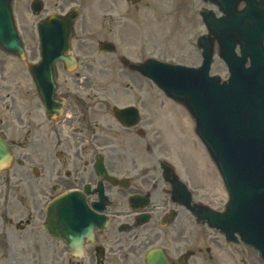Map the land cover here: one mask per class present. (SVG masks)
Here are the masks:
<instances>
[{"label": "flooded vegetation", "instance_id": "flooded-vegetation-1", "mask_svg": "<svg viewBox=\"0 0 264 264\" xmlns=\"http://www.w3.org/2000/svg\"><path fill=\"white\" fill-rule=\"evenodd\" d=\"M96 1L42 0V13L50 9L48 15L67 17V23L74 19L67 61L56 62L57 111L46 112L28 71L17 82L0 73V114L7 111L17 123L4 125L0 117V137L12 153L0 171V262L198 264L203 257L211 264H249L253 253L258 258L254 249L196 222L181 202L186 194L173 172L188 185L193 202L203 200L191 179L156 151V118L168 127L171 110L155 107L153 92L144 86L150 80L129 67L138 60L121 52L115 39L123 18L131 19L140 2L125 0L124 9L122 0L87 6ZM92 11L100 16L101 35L96 19L91 24ZM102 41L114 50H101ZM117 64L122 71L116 72ZM115 106L127 109L118 116ZM164 160L173 168L165 169ZM67 191L82 192L86 201V236L77 251L44 227L47 204ZM192 222L216 234L201 245V231H189Z\"/></svg>", "mask_w": 264, "mask_h": 264}, {"label": "water", "instance_id": "water-1", "mask_svg": "<svg viewBox=\"0 0 264 264\" xmlns=\"http://www.w3.org/2000/svg\"><path fill=\"white\" fill-rule=\"evenodd\" d=\"M205 1L218 4L224 14L217 17L210 9L201 10L209 32L198 38L197 45L203 49L199 67L156 59L132 65L154 80L168 96L184 104L196 120V131L216 163L230 196L224 212L205 208L203 214L209 225L220 228L227 238L239 232L264 259V0ZM243 1L245 7L240 9ZM10 3L11 0H0V47L23 55ZM32 8L39 13L36 2ZM53 20L50 18L39 26L44 60L38 66H30L35 75L40 72L39 66L54 64L57 50L65 49L69 40L70 27L66 23L59 26L64 36L56 38V42L62 41L61 45L53 44ZM216 43L230 71L224 81L220 75H210ZM52 96V90L43 92L47 107ZM9 159L10 147L0 139V169ZM76 199L84 200L78 191H68L48 208V224L52 228L60 227L56 229L58 236H63L75 250L86 236V229L74 235L66 232L78 222L68 219L73 215L74 206L67 201ZM49 225V230L55 232Z\"/></svg>", "mask_w": 264, "mask_h": 264}, {"label": "rangeland", "instance_id": "rangeland-1", "mask_svg": "<svg viewBox=\"0 0 264 264\" xmlns=\"http://www.w3.org/2000/svg\"><path fill=\"white\" fill-rule=\"evenodd\" d=\"M31 1L16 0L14 7L18 23L25 35L24 42L27 46L28 57L31 56L34 59L39 56L37 39L35 41L36 24L40 18L51 13V10H45L44 13L36 16L31 11ZM94 2H90V5L88 3L87 6L99 8L100 1ZM128 5L127 3L125 5V0H122L120 7L124 9ZM203 5L214 8L219 13L217 7L208 5L203 0H143L139 3V11L131 19L123 18V24L117 27L115 39L120 45L121 52L127 51L136 60L156 57L173 63L199 65L202 56L200 49L196 46V39L200 34L207 32L199 13ZM89 14L92 15L91 24L96 19L94 24L101 35L100 27H98L100 16L97 11ZM115 70L116 72L122 71L119 69V64L116 65ZM23 71H26V68L19 57L0 52V73H3L7 80L22 81L20 80L22 76L18 74ZM211 72L220 74L224 79L229 75L227 65L218 56L217 49ZM144 86L153 92L157 109H160L162 105L164 109H171L168 113L169 117L167 116L170 119L171 131L169 124L168 127L166 123L165 126L159 125L158 118H156L155 127L161 132L157 137L156 151L160 156H166L173 161L185 178L191 179L192 185L203 201L207 200L219 209L224 208L228 200L227 191L207 149L195 133L194 119L187 112L184 113V108L169 101L156 84L148 81ZM5 93L1 95L3 99ZM0 116L4 125L7 122L10 125L17 124L7 111L3 110ZM174 126H178L179 136L184 139L183 141L173 137ZM173 133L176 134V130ZM189 231L196 232V234L201 231V245L216 234L215 230L208 229L204 225H197L195 222L191 223ZM252 255L254 257H251L249 264H263L256 259L254 253ZM197 258H199L198 264H211L203 257Z\"/></svg>", "mask_w": 264, "mask_h": 264}]
</instances>
